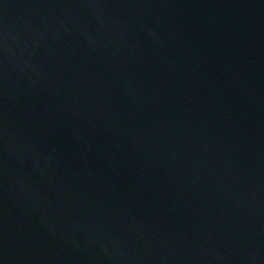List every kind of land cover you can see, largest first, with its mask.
<instances>
[{"label": "water", "instance_id": "water-1", "mask_svg": "<svg viewBox=\"0 0 264 264\" xmlns=\"http://www.w3.org/2000/svg\"><path fill=\"white\" fill-rule=\"evenodd\" d=\"M0 264H264V0H0Z\"/></svg>", "mask_w": 264, "mask_h": 264}]
</instances>
